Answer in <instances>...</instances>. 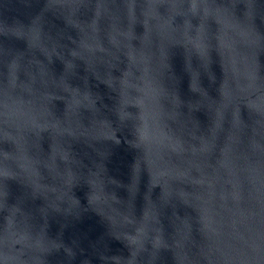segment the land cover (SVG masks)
Masks as SVG:
<instances>
[{
  "label": "water",
  "instance_id": "95a60500",
  "mask_svg": "<svg viewBox=\"0 0 264 264\" xmlns=\"http://www.w3.org/2000/svg\"><path fill=\"white\" fill-rule=\"evenodd\" d=\"M0 264H264V0H0Z\"/></svg>",
  "mask_w": 264,
  "mask_h": 264
}]
</instances>
